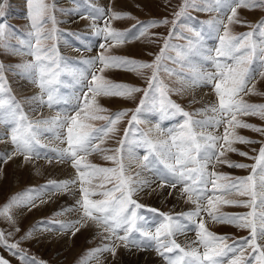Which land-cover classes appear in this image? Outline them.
Here are the masks:
<instances>
[{
	"label": "rangeland",
	"instance_id": "374dc122",
	"mask_svg": "<svg viewBox=\"0 0 264 264\" xmlns=\"http://www.w3.org/2000/svg\"><path fill=\"white\" fill-rule=\"evenodd\" d=\"M0 2H5L4 15L0 17V23L5 25V35L0 38V66H2L0 76H3L4 87L8 90L4 93V97L7 98L10 95L14 98V102L21 106L28 120L33 122L34 127L38 129L37 137L40 141V145H37L39 154L33 153L27 159V162L30 163V165L28 163L27 165L31 166L29 171L32 175L28 174L26 177L13 175L10 168H1L2 164H5L9 159L6 162L0 159V209L9 203L13 197H19L21 201L13 205L10 210L12 221L0 216V230L3 231L8 243H18L19 250H23L28 257L35 258L37 262H43V264H112L106 259L111 256L113 261L118 248L122 251L126 250L125 252L131 250L153 252L160 259L161 264H167L155 251L154 242H152L151 247L140 248L131 244L125 247L123 242L117 241L115 237L106 239L109 233L97 227L93 221H82L81 225H77L80 230L75 234L71 230L64 231L59 228L60 223L81 219L82 210L77 204V201L82 199L81 184L77 170L72 166L71 160L69 158L59 159L56 151H54L67 148L66 141L62 143L56 138L57 130L53 126L36 124L35 122L50 120L56 116L63 117L65 114L74 115L77 97L82 96V93L87 91L85 85L91 81V73L94 72L97 76H103L112 84L128 85L141 91L133 93L130 98L104 95L96 97L97 103L105 109V111L97 113L98 115L112 116L122 111L126 112L127 115L117 123L113 132L104 137L103 142H96L104 151H97L85 156V162L97 167L112 168L117 167V165L113 161L105 159V156H122L126 175L136 179V173L140 172L139 179L147 180L150 183V187L144 188L134 197L138 203L144 206L138 210V215L143 217L140 223L144 225L145 229L154 234L155 229L164 223V217L161 213L170 215L186 226L182 233L176 234L177 243L186 250L194 248L192 245L194 244L195 248H199L203 252L202 246L196 243L198 240L196 225L181 215L194 210L196 205L189 201L186 194L182 193L179 184L175 189L167 185L160 187V174H167V169L164 168L163 164L157 162L155 169L142 170L140 167L145 150L139 147L138 144L142 141L143 134L147 133L148 137L154 141L169 140V131L178 130L179 125L183 123L185 118L181 114L175 113V110L167 105L162 109V98L159 90L155 87H149L153 69L128 70L125 67H109L101 72L102 65L89 68V65L85 64L84 61L104 55L153 64L156 63V57L161 56L158 62L157 80L165 88L166 99L178 104L184 111L193 114L194 120L209 119L214 116L212 112H200L198 110L206 109L217 103L213 86L202 82L197 86L193 83V77L197 72H214V65L211 61L205 60L202 55L178 56L177 53L187 52L188 40L186 37H192L193 33L189 29L195 28L202 32V48L212 50L211 55L215 57V49L220 46L218 37L224 34V28L222 25L202 22L221 19L227 24L228 16L231 15L230 10L203 12L197 11L194 7H189L176 20L175 33L169 37V33L173 30L171 22L176 19L174 14L180 10L184 0H161L162 5L158 7L159 9L153 11H150L149 7L140 0H137L133 7L102 5L96 0H45L49 5H54L52 15L55 16L56 33L55 39L43 40L42 47L50 49L55 46L57 49L55 54L47 52V55L51 56L56 63L53 64L49 60L45 61V64L50 67L51 71L58 73L53 84L50 85L54 90L53 95L56 102L49 108L47 106V92L40 89L38 77H36L37 82L34 83L32 78L27 77L22 69L17 67L18 65L35 62L34 57L29 54L36 47V43L31 20L28 17L27 0H0ZM195 3L203 6L201 0H195ZM98 9H102L104 14L101 15L97 11ZM112 12L128 15L122 19H113ZM164 19H167L169 23L149 27L144 31V35H140V32L144 30L145 25L149 22ZM236 19L240 22L228 25L230 35L239 37L250 32L253 33L248 38L247 43L254 44L257 49L255 53L243 49L241 53H237V55L244 54L249 57L248 68L253 78L249 87L254 84L255 92L258 93L241 94L239 98L250 104H264V75H261L264 73V57L259 52V49L264 47V35L261 34V29L257 28L259 22L264 20V6L257 5L251 10L243 7L238 8ZM97 27H108L124 32L127 34V39L124 43L119 44L113 41H105L102 35H96ZM51 28L52 22L49 20L44 25V34L47 35ZM166 40L169 45L168 48L164 47ZM137 42H145L146 48L144 47L140 52L133 50L134 47L131 44ZM29 43L32 44V48H29ZM102 43L105 45L104 48L100 47ZM220 59L222 62L225 61L223 57ZM226 62L231 63L230 60ZM166 69L170 71H166ZM203 90L210 91L213 97L212 100L207 99L206 104L202 103L206 98H199L197 94ZM146 92L147 95H145ZM91 95L89 93V99ZM142 100L144 101L143 105H141ZM137 108L140 109L139 112L136 111ZM134 114L137 116V120L130 123ZM0 116L5 120L9 119L7 110H0ZM236 119L264 129V119L257 115L237 113ZM88 122L93 127H103L107 123L105 120H90ZM14 126V124L0 122V136L5 139L9 147V151L6 153L0 146V158L13 154L26 160L24 154L15 151V146L11 142V128ZM50 127L52 131H48ZM157 127L159 130H157ZM226 127L229 129V140L234 142L230 145L222 139L218 142L215 151L218 155L221 152L223 153V156H219V159L235 164H245L248 167H230L228 163H221L217 159H213L207 164L204 179L215 181L218 187L214 189L212 183L209 182L205 196L211 197L215 204V207L210 209L214 215L242 216L253 209L249 203L252 199L251 196L240 195L239 179L253 175L252 166L257 165L255 158L258 157L260 149L264 147V134L253 131L251 128L233 127L227 124H222L219 128L214 126L203 129L197 128L196 131L203 132L206 135L223 137ZM64 131L66 132V130ZM237 136L254 141V143H241L235 139ZM122 140L125 141L122 151H114L121 148L120 142ZM229 147L235 149V151L228 150ZM240 153H246V155ZM56 163L67 167L61 173L56 174L52 171L53 169H50ZM46 165L52 166L47 168ZM36 168L39 169L38 173L35 170ZM209 173H215L216 175L209 176ZM34 176H36V180H33ZM259 177L260 169L257 166L256 174L253 175L258 193L256 201L257 215L264 211V208H261L259 204ZM63 181H75V183L69 184L66 190L57 191L52 187L51 182L59 183ZM99 185H103V187H99ZM234 185L236 186L234 187ZM83 186L88 187L90 191L99 193L112 188L113 184L97 177L92 179L91 184ZM158 186L163 190H171L170 193H175L177 198L187 203V206L179 208L176 206L175 200L163 199L162 196L156 199L154 194L146 193L150 188L151 190L155 187L158 189ZM163 190L159 193L163 194ZM29 197L33 198L32 203L35 204V207L26 203ZM90 198L102 199L103 197L96 195ZM229 200L237 203H225ZM240 202L249 203V206H244ZM202 203L207 207L206 199L202 200ZM189 204L192 205L188 207ZM70 207L73 209L72 211H63ZM202 218L207 229L217 236L227 237L228 239L224 243L229 245L236 243L238 246V242L250 235L249 229L239 228L231 223L213 221L207 215V212L202 213ZM249 219H252V217H249ZM41 221L49 222L47 225L48 230L40 226ZM86 225L97 227L96 230L98 233L101 232L102 237L97 235L98 237L93 239L91 235H86L87 237H83L82 242L77 239L74 240L79 248L72 249L70 244L74 237ZM32 229L35 230L31 238L21 240V237ZM120 235H123L122 231ZM132 238L141 241L146 239L141 237L139 233H133ZM190 238H192L191 241H189ZM260 243L264 244V241ZM114 244H119L115 255L106 251L92 255L93 250ZM250 254L251 249H246L244 259L247 260ZM0 257L7 260L9 264H22L17 256L3 246H0ZM232 258V253L222 257V264H229Z\"/></svg>",
	"mask_w": 264,
	"mask_h": 264
},
{
	"label": "snow or ice",
	"instance_id": "6c2138e0",
	"mask_svg": "<svg viewBox=\"0 0 264 264\" xmlns=\"http://www.w3.org/2000/svg\"><path fill=\"white\" fill-rule=\"evenodd\" d=\"M201 4L203 6L196 4L195 0H184L180 10L174 14L176 19L171 22L173 24V30L169 33V37L175 33L176 20L179 19L189 7H194L197 11L203 12L230 10L231 15L228 16L227 24L221 19L202 22L222 25L224 28V34L218 37L220 46L215 49V57L211 55L212 50H205L202 48V32L195 28L189 29V31L193 33V36L186 37L188 40L187 52L177 53L178 56L188 54L202 55L205 60L211 61L214 65V72H197L193 77V83L197 86H199L201 82L212 84L214 93L217 97V103L198 111H210L214 114L213 117L206 120H194L193 114L184 111L178 104L166 99L165 88L162 83L157 80V72L159 69L158 62L161 56H157L156 63L153 64L104 55L84 61V63L89 65V68L102 65L103 67L100 68L101 72L109 67H125L128 70L153 69L149 87H155L159 90L162 98V109L167 105L171 109H174L175 113H179L185 118L183 123L179 125L178 130L169 131V140L154 141L148 137L147 133L143 134V139L138 144L139 147L145 150L140 167L142 170L155 169L157 162L163 164L164 168L167 169V174H160V187L167 185L175 189L179 184L182 193L186 194L189 201L196 205L194 210L182 213L181 215L196 225V236L198 237L196 243L202 246L203 252L195 247L186 250L177 243L175 239L176 234L182 233L186 226L170 215L161 213L164 217V223L155 229L154 234L145 229L144 225L140 223L143 217L138 215V210L144 206L138 203L134 197L144 188L150 187V183L147 180L139 179L141 175L140 172L136 173V179L126 175L122 156H105V159L111 160L117 165V167L112 168L97 167L91 163L85 162V156L97 151H104L96 142H103L104 137L113 132L117 123L127 115V113L123 111L117 112L112 116L98 115L97 113L103 112L105 109L97 103L96 97L104 95L130 98L133 93L141 91L138 88L128 85L112 84L103 76H97L94 72L91 73V81L85 85L87 91L83 92L82 96L77 97L74 115L65 114L63 117L56 116L52 117L50 120L35 122L36 124L53 126L57 130L56 138L62 143L66 141L67 148L54 151H56L59 159L63 160L69 158L71 160L72 166L77 170L81 184L80 192L82 194V199L77 201V204L82 210V217L73 222L60 223L59 228L64 231L71 230L72 233L75 234V232L80 230L77 225H81L82 221L87 222L90 220L95 222L97 227L102 228L104 232L109 233L106 239L115 237L117 241L123 242L125 247L130 244L140 248L151 247L152 242H154L155 251L167 262V264H222L221 258L227 256L229 253L233 254V258L229 261V264H264V244L260 243L264 241V211H261L257 215L256 201L258 193L256 191V181L253 179V175L256 174V168L259 166V204L261 208H264V147L260 149L258 157L255 158L257 160V165L252 166L253 175L239 179V188L241 189L240 195L251 196L252 199L249 203L253 210L242 216H218L214 215L210 210L215 207L212 198L205 196L207 184L209 182L212 183L214 189L218 187L215 181L204 179L207 164L213 159H217L218 162L228 163L230 167L245 168L248 167V165L235 164L219 159V156H223V153L221 152L218 155L215 151L218 147V142L221 139L229 145L234 142L229 140V129L227 127L225 128L223 137L210 134L206 135L203 132L196 131L197 128L203 129L213 126L219 128L222 124H227L233 127L251 128L253 131L264 134V129L258 128L252 124L243 123L236 119L237 113L257 115L261 119H264V104H250L239 98L241 94H258L255 92L254 84L249 87L253 79L248 68V64L250 63L249 57L244 54L237 55V53H241L242 49L250 50L252 53L257 51L254 44L247 43L248 38L251 37L253 33L250 32L237 37L230 35L228 28V25L240 22L236 19L238 8L243 7L251 10L257 5L264 6V0H201ZM27 5L28 17L31 20V27L34 30L36 43V47L29 54L34 57L35 62L18 65L17 67L21 68L27 77L32 78L34 83L37 82L36 77H38L39 87L42 91L47 92V106L51 108L56 101L53 95L54 90L50 85L53 84L54 78L58 73L51 71L50 67L46 66L45 61L50 60L55 64L56 61L52 60V57L48 56L47 52L55 54L57 49L55 46L50 49H44L42 47V41L55 39L56 21L55 16L52 15L54 5H49L45 0H27ZM4 7L5 2H0V17L4 15ZM97 11L101 15L104 14L102 9H98ZM111 15L113 19H122L128 14L112 12ZM93 18L95 19V17ZM49 20L52 22V28L47 35H45L44 25ZM167 23H169L167 19L151 21L145 25L140 35H144V31L149 27H156ZM257 28L261 29V34L264 35V20L259 22ZM4 35L5 25L0 23V38ZM96 35H102L105 41H113L118 44L124 43L127 39L126 33L108 27H97ZM32 47V44L29 43V48ZM100 47L104 48L105 45L102 43ZM164 47H169L167 40L165 41ZM205 52L207 53L206 55ZM259 52L261 56L264 57V47H261ZM221 57L225 58L224 62L220 59ZM228 60H230L231 63L226 62ZM0 71H2V66H0ZM166 71L170 70L166 69ZM261 75H264V73ZM3 80V76H0V110H7L9 119L5 120L0 116V122L15 125L11 128V142L15 146V151L24 154L27 160L33 153L39 154L37 152V145H40V141L37 137L38 129L34 127L33 122L28 120L21 106L14 102L13 97L10 95L7 98L4 97V93L8 90L4 87ZM89 93L92 94L90 99ZM147 94L146 92L145 95ZM143 103L144 101L142 100L141 105H143ZM136 111L139 112L140 109L137 108ZM90 120H105L107 123L103 127H93V125L88 122ZM136 120L137 116L134 114L130 123ZM64 130H66V132ZM157 130H159L158 127ZM48 131H52V128L50 127ZM0 139H3V137L0 136ZM235 139L241 143H254V141L247 140L244 137L237 136ZM120 143L121 148L114 151H122L125 141L122 140ZM228 150L235 151V149L231 147H229ZM240 154L246 155V153ZM0 159L6 162L7 159H11V155ZM201 161L204 162L202 163ZM214 175L216 174L209 173V176ZM97 177L112 183V188L97 193L83 186L85 184H91L92 179ZM51 183L52 187L59 191L66 190L69 184L75 183V181ZM235 186L236 185H234V187ZM99 187H103V185H99ZM96 195L102 196L103 198H90ZM32 199V197H29L26 203L35 207V204L32 203ZM204 199L207 200V207L202 203ZM20 202L19 197H13L9 203L5 204L3 208L0 209V216H4L9 221H12L10 210L13 205ZM225 203L233 204L237 202L229 200L225 201ZM240 203L244 206H249V203ZM72 210L73 209L70 207L63 211ZM204 212H207V215L215 222L231 223L236 227L249 229V237L238 242V246L236 243L232 245L224 243V241L228 239L227 237L217 236L207 229L202 218V213ZM249 217H252V219H249ZM48 224L49 222L47 221L40 222V226L44 227L45 230H48ZM34 230L35 229L29 230L25 236L21 237V240L31 238ZM121 231L123 235H120ZM133 233H139L141 237H145L146 239L143 241L133 239ZM9 235H11V233H9ZM0 246L6 247L11 251L13 255L21 260L22 264H43V262H37L35 258L28 257L23 250H19L18 243H8L2 230H0ZM118 246L119 244L105 245L103 248L93 250L92 255L104 251L115 255ZM246 249H251V254L247 260L244 259ZM173 253L176 254L169 255ZM0 264H9V262L0 257Z\"/></svg>",
	"mask_w": 264,
	"mask_h": 264
},
{
	"label": "bare ground",
	"instance_id": "6f19581e",
	"mask_svg": "<svg viewBox=\"0 0 264 264\" xmlns=\"http://www.w3.org/2000/svg\"><path fill=\"white\" fill-rule=\"evenodd\" d=\"M96 1H98L99 4H102V5L110 4V5L114 6V7H116L117 5L118 6H124L125 5L127 7L128 6L129 7H131V6L133 7L135 5V3H136L137 0H112V1L111 0H96ZM140 1L143 4H145L147 7H149L150 11L156 10L160 5H162V2H160L161 0H140ZM131 45L134 47L133 50L138 51V52L142 51V49L144 47L146 48V46H147L145 42H139V43L137 42V43H134V44H131ZM201 92H198L197 94H198V97L199 98L200 97L206 98V99L203 100V102H202L203 104H206V102L209 99L212 100L213 97H212V94H211L210 91L203 90ZM0 143H1L0 146L3 148L2 150L7 153V151H9V147H8L5 139H3V140L0 139ZM27 163H28L27 160H24V159H22V158H20V157H18L16 155H13L12 154L11 155V159H9L5 164H2L1 168L2 167H4V168H10L13 175H16L17 174L18 177L19 176L26 177V175L31 174V172L29 171V167H31V166H29L30 163H28L29 165H27ZM46 166H47V168L48 167L50 168L52 165H46ZM66 167L67 166H65V165H60V164H57L56 163L50 169H53L52 171H54V173L58 174V173H61L62 171H64ZM45 169H46V167H45ZM35 170H37V173H38V170L39 169L36 168ZM65 175H67V174L65 173ZM35 178H36V176L33 177V180H36ZM156 189H157L156 187H155V189H152V190L150 188V189L147 190L146 193L154 194V198H156V199H157V197L162 196L163 199L175 200L176 206H178L179 208L180 207H184V206L186 207L187 206V203L186 202L184 203V201L182 202L181 199L177 198V195L175 193L171 194L170 193L171 190H167V189H164L163 190V188H160V187L157 190ZM161 190H163V194L162 193H159V191H161ZM70 202H71V200H70ZM191 205L192 204H189L188 207H190ZM96 229H98V228L97 227H94V225H86V226H84L82 228V230L74 237L73 241L71 239V241H72V243L70 244L71 248L74 249V250L78 249L79 248L78 247L79 245H77L75 243L76 239L79 240L80 242H82L83 237L85 238L86 235L87 236H90L91 235L93 239H95L98 236H101L102 237L101 232L99 231V233H98V231ZM191 240H192V238L189 239V241H191ZM69 242H70V240H69ZM192 245L195 247L194 244H192ZM193 246H191V247H193ZM125 251L124 250L122 251V250H120L118 248V252L115 255V258H113V261H112L111 256H109L108 258L107 257H105V258H107L106 260H108V262H112V264H147V263L161 264L160 259L158 257H156V255L153 252H146V251L137 252V251H132V250L131 251H128V252H125Z\"/></svg>",
	"mask_w": 264,
	"mask_h": 264
}]
</instances>
